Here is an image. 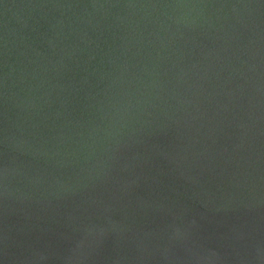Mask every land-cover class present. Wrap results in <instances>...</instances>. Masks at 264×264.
Segmentation results:
<instances>
[{"label":"water","instance_id":"water-1","mask_svg":"<svg viewBox=\"0 0 264 264\" xmlns=\"http://www.w3.org/2000/svg\"><path fill=\"white\" fill-rule=\"evenodd\" d=\"M0 264H264V0H0Z\"/></svg>","mask_w":264,"mask_h":264}]
</instances>
